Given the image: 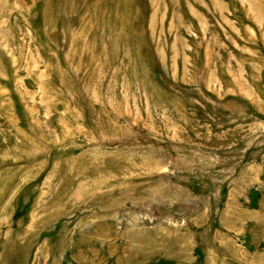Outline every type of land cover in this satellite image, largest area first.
Here are the masks:
<instances>
[{"label":"rangeland","instance_id":"374dc122","mask_svg":"<svg viewBox=\"0 0 264 264\" xmlns=\"http://www.w3.org/2000/svg\"><path fill=\"white\" fill-rule=\"evenodd\" d=\"M0 264H264V0H0Z\"/></svg>","mask_w":264,"mask_h":264}]
</instances>
